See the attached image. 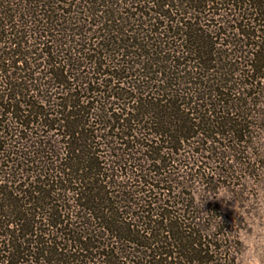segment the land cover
I'll return each instance as SVG.
<instances>
[{
  "label": "trees",
  "instance_id": "trees-1",
  "mask_svg": "<svg viewBox=\"0 0 264 264\" xmlns=\"http://www.w3.org/2000/svg\"><path fill=\"white\" fill-rule=\"evenodd\" d=\"M263 130L264 0H0V264H240Z\"/></svg>",
  "mask_w": 264,
  "mask_h": 264
},
{
  "label": "rangeland",
  "instance_id": "rangeland-1",
  "mask_svg": "<svg viewBox=\"0 0 264 264\" xmlns=\"http://www.w3.org/2000/svg\"><path fill=\"white\" fill-rule=\"evenodd\" d=\"M255 140L263 149L264 155V130L255 134ZM248 163L241 165L243 171L237 174L240 178V186L235 197L237 200L231 201L229 198L231 194L226 190L221 191L220 196L227 199L224 206L232 220L239 218L242 220L240 236L243 247L245 238L251 235L254 250L258 248L264 256V161L251 162V166L247 168ZM240 264H244L242 254Z\"/></svg>",
  "mask_w": 264,
  "mask_h": 264
},
{
  "label": "clouds",
  "instance_id": "clouds-1",
  "mask_svg": "<svg viewBox=\"0 0 264 264\" xmlns=\"http://www.w3.org/2000/svg\"><path fill=\"white\" fill-rule=\"evenodd\" d=\"M242 260L244 264H264V256L261 255L259 249L253 248L252 236L245 238V246L242 249Z\"/></svg>",
  "mask_w": 264,
  "mask_h": 264
}]
</instances>
